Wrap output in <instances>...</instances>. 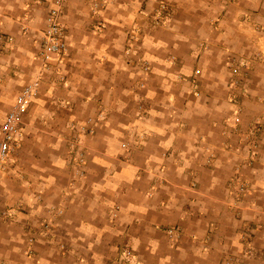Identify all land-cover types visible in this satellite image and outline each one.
I'll use <instances>...</instances> for the list:
<instances>
[{
  "label": "rangeland",
  "instance_id": "1",
  "mask_svg": "<svg viewBox=\"0 0 264 264\" xmlns=\"http://www.w3.org/2000/svg\"><path fill=\"white\" fill-rule=\"evenodd\" d=\"M71 1L61 0L59 4L67 52L61 61L49 64L44 71L35 98L48 86L61 88L58 83L67 79L65 66L70 65V58L86 59L87 52L81 50L97 42L93 25L100 24L94 19H68ZM149 1L151 10H138L144 19H134L124 31L119 57L136 73L134 91L145 88L152 66L147 57L135 51L141 49L145 33L168 25L174 10L172 1L164 0L167 12L162 18L166 23H154L153 13L159 2ZM19 2L0 0V120L34 74L46 15L56 5V0H22V7ZM219 3L221 8L207 17L213 30H223L220 22L229 6L235 5L239 14L230 21V38L239 36L243 26L245 45L254 46L243 51L227 43V36L226 41L214 42L217 37L202 31L186 37L192 44L184 54L168 53L165 57L170 65L192 66L190 74L177 71L175 78L189 87L191 102L187 106L192 109V105L201 104L207 110L215 127L212 135H188L187 121H169L167 127L175 132V145L156 151L162 160L146 163L142 145L154 138L155 131L145 124L152 123L142 109L139 93L134 97L139 113L133 116L129 127L99 135L97 128L104 117L101 110L95 115L74 117L66 124L55 95L49 99L42 96L39 107L33 99L23 116L8 169L0 178V226L6 224L8 228L7 244L0 241V264H121L125 249L131 251L128 264H264V78L256 79L258 73H264V19L259 18L264 17V7L241 6L238 0ZM153 37L152 42L156 43L159 38ZM211 46L223 52V78L210 79L202 72L200 59ZM188 56L192 61L186 62ZM205 59L209 65L214 62L211 55ZM143 64L148 66L146 73ZM73 75L79 79L81 74L73 69ZM257 102L262 106L251 111L249 103ZM189 123L202 129L206 125L196 116L189 117ZM110 137L114 146L104 147L103 141ZM177 139L194 148L199 140V153L193 163L183 166L184 180H176V166L167 164L169 160H182L179 154L186 151L175 148L180 144ZM79 153L82 161L77 158ZM101 154L106 158L117 156L119 168H133L138 178L119 196L110 195V189L97 188L102 200H96L91 185L94 181L104 185L107 167L102 165L104 170L101 165L90 163ZM167 157L170 158L166 162ZM38 169H44V173L52 171L57 177L46 182L39 177ZM91 170L97 175L92 174L89 182ZM36 184L42 192L33 190ZM163 186L173 192L166 197L175 207L172 220L146 222L143 220L148 215L144 211L143 215L138 212L137 217L132 211L127 214L122 210L125 197L140 206L166 205L163 198L155 200ZM134 187L138 192L134 193ZM80 191L85 197L74 201ZM105 195L109 202L104 201ZM72 204L77 206L68 213ZM122 218H131L132 223L120 222ZM79 219L87 222L79 223ZM51 252L57 258L49 262Z\"/></svg>",
  "mask_w": 264,
  "mask_h": 264
},
{
  "label": "crops",
  "instance_id": "2",
  "mask_svg": "<svg viewBox=\"0 0 264 264\" xmlns=\"http://www.w3.org/2000/svg\"><path fill=\"white\" fill-rule=\"evenodd\" d=\"M171 1L174 4V10L173 14L170 16L171 18L169 19L168 25L166 27H160L149 31V33L152 32L150 37L151 40L148 39L149 33H145L146 37L141 45V49H139V47V50L137 49L135 51V53L138 51V53L147 57L152 66L148 81L143 86L145 88H138L134 91L136 73L132 68L119 60L124 41V31L134 19L143 20L144 18L142 19L141 12H138V10L140 9L142 12H144V9L151 10L152 3L149 0H72L69 4L70 8L67 14V17H69L68 19L76 21L94 19L100 24V26L93 25V32H95L94 37L97 42L95 45L85 46V49L81 50L84 53H88H86V59L70 58V65L68 64V66H65L68 67L67 79L58 83L61 88L56 87L53 89L49 86L47 89L44 88L43 91H41V94L35 98L37 101L36 106L39 107L42 103V96L49 99L50 95H55L57 97L55 98V102L60 111L59 113L64 116V122H67L66 124H68L74 117H84L88 114L95 115L101 110L104 117L100 120L97 128V133L99 135L101 132L108 133L116 131L117 127L121 129L129 127L133 120V116L139 113L135 107V104L137 106V103H135L137 102V99L135 100L134 98L136 93H139L142 96L143 101L141 103L142 109L144 112H147L146 115L149 116L150 122L152 123L145 124L147 128H150V131H155L154 138L151 139L150 137L142 145L143 161L146 163L155 164L157 159L159 161L162 160L158 157L156 151H160L171 144L173 146L175 145L173 144L175 132L167 127L169 126V121H187L186 133H189L188 135L200 136L202 133L212 135L215 131V127L213 121L209 118L210 115H207V110H205L201 104L197 106L192 105V109H190L187 106L191 102L189 100V87L187 83L178 81L175 78V72L177 71L182 72L184 75L190 74L192 72V66L189 63L170 65L166 62L165 57L168 53L184 54L189 49L188 46L192 44L191 42H188L186 37L195 33H202V31L217 37L214 42H217L219 39L226 41L227 36L229 37L226 41L227 43H230L243 51L251 49L254 45H245V40H243L242 37L246 30L243 26L240 27L239 36L230 38L229 32L232 29L231 25H233L230 21L233 16L239 14V11L235 10V5L231 4V6H229L225 19L220 22L223 30L215 32L209 25L207 17L211 16L215 10L221 8L219 0ZM21 2H19V4L22 7ZM238 2L241 6H256L257 8L259 6L264 7V0H238ZM259 18H262V20L264 19V17ZM153 36L159 38L155 39L156 43L152 42ZM210 55L214 59L212 65H209V61L205 59V57L208 58ZM222 56V50L213 46L203 53L200 63L202 64L201 68L202 72H204V77L210 79L215 77L223 78L226 71H224L225 67L223 66V60L221 61L220 59ZM187 61H192V57L188 56L186 62ZM73 69L79 71L81 74L79 79L73 77ZM257 75L259 77H256V79L259 78V80H261L264 78V73H258ZM52 90H54V93ZM61 98L62 100H60ZM179 100H181L182 103L185 102V104L183 105L181 103L179 105ZM252 101L253 100L251 99L248 102ZM249 104L251 111H256V108L262 106L259 102ZM173 109L175 110L174 112ZM191 116H196L203 123H206L204 129H202L201 126L191 125L189 123V117ZM112 138L113 137L107 138L106 141H103L102 145H104V147H107L108 145L113 147L114 142ZM197 140L198 139H196L195 148L191 147L192 144H187V141L178 140V143L180 144L175 148H183L186 150L181 152V155L179 154V156L182 157V160L178 162L169 160L167 163L176 166L175 170L173 169L176 180L179 178L180 180L181 178L182 180L185 179L186 174L184 167L192 164L196 155L199 153ZM102 155L103 154L94 157V162L90 163V165L94 163L95 165H104L107 167L105 172L106 176L104 177V185H101V183L96 184L95 181L91 185L96 200H102V194L97 191V188L107 191L110 189V195L119 196L122 195L124 190L128 189L129 186H134V183H136V179L138 178L137 176V178L135 177V171H133V168H124L123 166L122 168H119L118 164L120 161L117 156L112 155L109 157L107 155L106 158V155ZM169 158L170 157L165 158V161L167 162ZM109 165L117 166L111 168ZM90 169H92L91 166ZM102 169L105 170L103 166ZM93 172L97 171L91 170V175H88L89 182L90 180H93ZM38 175L41 179L46 180V182L47 180L52 181L57 177V175H52V171L44 173V169L39 170ZM94 175L97 174H93V176ZM163 187L158 194V199L155 200L161 201V198H163L167 203L166 205H160V203L153 207L148 203H144L143 206H140L130 197H125L124 200H122V205L124 206V209L122 210L127 214L132 211L137 217L139 216L138 212L141 211L142 214L144 211V213L148 215V217H144L146 220H143L146 222L165 221L163 223H166V221L172 220L176 213L174 212L175 209H173L175 207H173L171 201L166 197L173 192L168 190V187ZM38 189L39 185L36 184L33 190H36L35 192H42V189ZM47 192L50 195V189H47ZM136 192L138 191L134 187V193ZM15 196H17V194ZM105 196L104 201L109 202V196ZM83 197H85V193L83 195L80 191L74 196V201H82ZM14 200L15 199H12V201ZM149 203H152V201H149ZM74 206L77 205L72 204L68 213H70ZM80 211L84 212L86 210ZM67 221L71 222L70 217L69 219L67 218ZM78 222L86 223L87 221L85 219H79ZM120 222L132 223V220L131 218H122ZM7 229L6 224L0 226V241L2 244L5 243V245L7 244L5 239L8 233ZM99 237L101 238L100 235ZM101 239L105 240V237ZM47 242L48 241H45L44 243ZM39 244H37L38 247H40ZM44 252L49 253L50 251L45 250ZM56 256L57 255H54L51 252V256H48L47 259L49 262L51 260L54 261V259L57 258Z\"/></svg>",
  "mask_w": 264,
  "mask_h": 264
},
{
  "label": "built area",
  "instance_id": "3",
  "mask_svg": "<svg viewBox=\"0 0 264 264\" xmlns=\"http://www.w3.org/2000/svg\"><path fill=\"white\" fill-rule=\"evenodd\" d=\"M60 1L56 0V5L51 7L46 15L45 27L42 31L41 49L39 50L33 76L22 86L15 97L12 108L0 120V178L7 171L10 154L18 145L23 116L37 94L44 71L49 64L61 61L67 52L66 35L59 22ZM158 2L159 5L153 13L152 20L154 23L162 22V24H165V19L162 17L167 12V5L164 0H158ZM147 69L148 66L143 64L145 73ZM79 155L77 158L82 161L81 153ZM130 254L129 249L123 250L121 264H128L127 260L130 259Z\"/></svg>",
  "mask_w": 264,
  "mask_h": 264
}]
</instances>
